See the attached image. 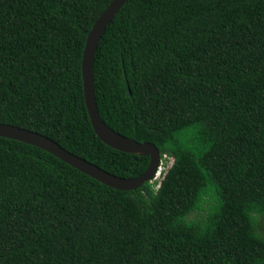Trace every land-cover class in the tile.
<instances>
[{
	"label": "trees",
	"instance_id": "trees-1",
	"mask_svg": "<svg viewBox=\"0 0 264 264\" xmlns=\"http://www.w3.org/2000/svg\"><path fill=\"white\" fill-rule=\"evenodd\" d=\"M111 0H0V122L121 177L149 156L103 143L86 36ZM101 119L172 159L107 186L0 136V264H264V0H127L93 62Z\"/></svg>",
	"mask_w": 264,
	"mask_h": 264
},
{
	"label": "water",
	"instance_id": "water-1",
	"mask_svg": "<svg viewBox=\"0 0 264 264\" xmlns=\"http://www.w3.org/2000/svg\"><path fill=\"white\" fill-rule=\"evenodd\" d=\"M126 1L111 0L109 5L94 21L86 36L81 61L83 96L91 126L97 137L103 143L114 149L149 156V164L144 172L134 177L114 175L66 150L46 135L0 122V136L39 147L95 180L119 190H133L140 187L144 182L151 181L155 177L160 165V152L153 143L138 142L114 131L101 119L95 102L93 89V62L95 51L106 25Z\"/></svg>",
	"mask_w": 264,
	"mask_h": 264
},
{
	"label": "rangeland",
	"instance_id": "rangeland-1",
	"mask_svg": "<svg viewBox=\"0 0 264 264\" xmlns=\"http://www.w3.org/2000/svg\"><path fill=\"white\" fill-rule=\"evenodd\" d=\"M171 162H172V159L163 160L162 164H161V169H160V173H159L158 177L157 178H153V179L158 181L161 178V176H162V172L167 169V167L171 164Z\"/></svg>",
	"mask_w": 264,
	"mask_h": 264
},
{
	"label": "built area",
	"instance_id": "built-area-1",
	"mask_svg": "<svg viewBox=\"0 0 264 264\" xmlns=\"http://www.w3.org/2000/svg\"><path fill=\"white\" fill-rule=\"evenodd\" d=\"M166 157H167V155H166V154H163V157L160 159V165H159L158 171H157V173H156V175H155L154 178H157V177H158V175H159V173H160V169H161L162 161H163V159L166 158Z\"/></svg>",
	"mask_w": 264,
	"mask_h": 264
}]
</instances>
